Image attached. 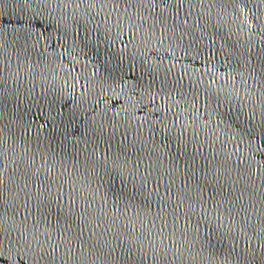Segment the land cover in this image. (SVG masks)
Returning a JSON list of instances; mask_svg holds the SVG:
<instances>
[{"label":"water","instance_id":"95a60500","mask_svg":"<svg viewBox=\"0 0 264 264\" xmlns=\"http://www.w3.org/2000/svg\"><path fill=\"white\" fill-rule=\"evenodd\" d=\"M0 264H264V0H0Z\"/></svg>","mask_w":264,"mask_h":264}]
</instances>
